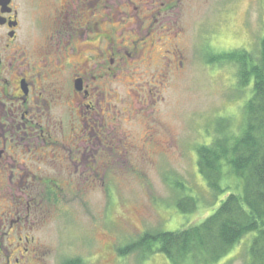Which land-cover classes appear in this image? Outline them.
Returning <instances> with one entry per match:
<instances>
[{"label": "rangeland", "instance_id": "rangeland-1", "mask_svg": "<svg viewBox=\"0 0 264 264\" xmlns=\"http://www.w3.org/2000/svg\"><path fill=\"white\" fill-rule=\"evenodd\" d=\"M89 3L86 20L100 8L96 23L104 32L110 24L115 48L122 49L112 75L97 84L107 88L112 107L120 113H106L114 149L102 153L99 163H109L107 181L100 176L97 184L70 190L58 207H50L49 221L38 236L48 246L49 264L71 259L84 264H172L163 254L132 251L123 256L120 249L146 232L200 224L226 198L214 197L199 171L197 150L213 143L219 122L227 126V135L241 132L252 94L250 87L239 84L234 64L225 59L210 63L209 57L233 51L260 54L264 0ZM117 14L119 21L105 20ZM80 57L67 60L75 71L78 62L85 67ZM223 186L225 193L243 194L242 181L233 173L225 175ZM185 195L197 201L189 213L177 207ZM251 239L244 237L212 264H250Z\"/></svg>", "mask_w": 264, "mask_h": 264}, {"label": "flooded vegetation", "instance_id": "flooded-vegetation-1", "mask_svg": "<svg viewBox=\"0 0 264 264\" xmlns=\"http://www.w3.org/2000/svg\"><path fill=\"white\" fill-rule=\"evenodd\" d=\"M89 2L0 0V264H49L38 235L50 207L107 181L109 163H99L114 149L106 113H120L97 84L122 49L112 26L96 23L100 8L86 20ZM79 56L85 67L75 71L67 60Z\"/></svg>", "mask_w": 264, "mask_h": 264}, {"label": "trees", "instance_id": "trees-1", "mask_svg": "<svg viewBox=\"0 0 264 264\" xmlns=\"http://www.w3.org/2000/svg\"><path fill=\"white\" fill-rule=\"evenodd\" d=\"M209 57L210 63L225 59L238 68L239 84L251 88L245 105L246 122L239 134L227 135L219 122L218 138L198 151V165L215 198L227 195L203 222L177 231L146 232L138 241L120 249L165 255L172 264H212L223 259L244 237L251 236L250 264H264V37L259 55L233 51ZM226 126V127H225ZM242 181L243 194L226 192L225 175ZM183 213L197 208L185 195L177 201ZM64 264H84L81 259Z\"/></svg>", "mask_w": 264, "mask_h": 264}]
</instances>
